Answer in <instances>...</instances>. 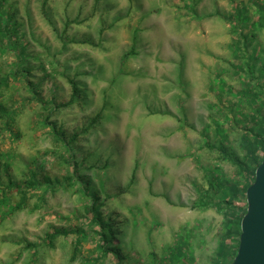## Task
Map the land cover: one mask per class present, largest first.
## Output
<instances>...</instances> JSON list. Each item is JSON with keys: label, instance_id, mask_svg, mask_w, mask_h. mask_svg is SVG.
<instances>
[{"label": "rangeland", "instance_id": "obj_1", "mask_svg": "<svg viewBox=\"0 0 264 264\" xmlns=\"http://www.w3.org/2000/svg\"><path fill=\"white\" fill-rule=\"evenodd\" d=\"M238 1L250 17L245 33L257 31L251 41L259 50L254 57L232 52L239 34L229 21L204 17L232 13L230 0H51L47 16L41 0H16L28 49L42 57L49 50L81 72L78 79L87 91L84 110L76 106L58 114L70 129L90 121L107 91L97 137L92 144L91 136L82 140L81 149L88 162L103 167L100 172L107 173L110 191H120L103 211L117 230L126 264H223L235 249L238 210L225 214L193 203L212 194L211 187L219 201L243 193L246 182L232 157L255 165L246 156L243 135L259 124L263 111L257 105L259 100L264 103V89L249 100L246 87L255 81L246 78L254 65L252 74H260L264 83V70L258 69L264 63V28H249L251 19L262 24L258 10L264 0ZM193 2L200 19L192 13ZM76 17L79 23L66 26ZM64 28L79 43L64 47L58 36ZM126 53L131 54L123 64ZM10 59V49L0 52V63ZM67 87L59 92L63 99ZM32 108L18 118L21 137L0 142L1 151L19 155L14 154L10 167L17 177L49 143L46 133L33 126ZM47 169L60 171L58 166ZM77 205L74 195L58 189L48 194L46 212L22 211L5 220L0 224V264L13 263L18 239L41 242L52 226L67 224L62 216L72 214ZM70 248L69 240L60 237L40 253L37 264L94 261L92 247L84 252L90 260L76 261L70 259ZM28 258L24 250L14 264H26Z\"/></svg>", "mask_w": 264, "mask_h": 264}, {"label": "trees", "instance_id": "obj_2", "mask_svg": "<svg viewBox=\"0 0 264 264\" xmlns=\"http://www.w3.org/2000/svg\"><path fill=\"white\" fill-rule=\"evenodd\" d=\"M50 1L41 0L40 9L45 14ZM230 2L233 6L232 13L221 14L217 11L204 17L215 15L229 21L239 34V39L236 36L231 45L232 52L234 54L242 52L243 57H254L259 50L257 47L253 49L251 41L257 36V31L252 30L248 34L245 33L248 29L247 21L250 19L246 15V5L242 4L243 8L238 0H230ZM190 7L194 16L200 19L196 13V2H193ZM260 9L258 12L261 13L262 24H259L257 19H251L253 21L249 24V28L255 30L256 27L264 28V7ZM17 13L16 0H0V52L3 53L10 49L11 53H14V59L0 63V142L4 141L7 136L12 141L21 137L22 134L16 126L18 118L22 112L33 105L31 111L35 119L32 122L33 126L46 133L49 143L40 150L41 156L32 157L25 164L20 177L13 176L10 172L14 154L19 156L18 153L0 150V224L22 211L46 212L44 209L48 204V194L58 189L74 195L79 205L74 208L72 214L62 216L67 224L52 226L41 237V242L25 239L19 241L18 239L16 241L19 244L18 256L15 257L12 264L24 250L29 252L26 264H37L40 253L48 248H53L60 237L70 242L71 261L90 260L84 252L86 249L89 251V248L92 247L96 253L92 264H105L104 260L109 261L106 264H126V255L120 245L117 230L110 217L103 211L107 202L118 196L120 191H110L107 173L100 172L103 167L95 162H88L87 154L83 153L81 149L83 148L82 140L91 136L92 144L97 137L95 128L99 121L104 119L107 91L103 92L101 107L90 121L70 129L66 120L59 118L58 114L63 109L71 110L76 106L80 110H84L87 91L82 83L83 80L78 79L81 72L78 71V67L68 66V62H60L49 50L46 57L29 50L30 42L25 39V33L22 31L24 24L19 22ZM71 22L79 23V20L77 17L68 20L66 26H69ZM52 27L54 28V25ZM58 36L64 47L69 42H78L75 35H69L68 28L58 32ZM134 36L135 41L137 35ZM258 47L262 50L261 46L258 45ZM129 54L131 53L124 55L123 64L128 60ZM255 61L257 60L255 59ZM247 65L251 69L250 63ZM254 68L253 65V72L251 71L246 78L251 83L255 81L254 85L252 83L246 87L249 100L256 96L260 97L259 92L264 89V83L260 82V74L257 75L259 77L252 74ZM258 69L262 72L264 63ZM46 80L51 81L50 85L43 87ZM64 85L68 86L66 99H63V95L59 93ZM242 92L244 93V90H239V93ZM259 102L257 107L263 111L259 124L254 128L250 126L251 133L243 135V139L247 143L245 145L246 156L255 160L254 167H249L245 159L235 157L230 159L237 164L238 172L246 182L243 193L219 201L214 199L215 187H211L212 194H205V198L201 197L193 203L194 207H214L218 211H224L225 214H227L225 211L227 209H237L239 234L240 221L247 207L246 189L253 182L255 169L264 156V103L260 100ZM210 119L214 120L215 117L211 115ZM180 122L183 123V121ZM258 129L261 130L260 133ZM206 146L211 147L209 143H206ZM259 149H262L261 155L258 153ZM48 166H58L59 173L48 170ZM238 242L239 235L232 255L223 264L232 263L237 252Z\"/></svg>", "mask_w": 264, "mask_h": 264}, {"label": "water", "instance_id": "obj_3", "mask_svg": "<svg viewBox=\"0 0 264 264\" xmlns=\"http://www.w3.org/2000/svg\"><path fill=\"white\" fill-rule=\"evenodd\" d=\"M246 202L238 248L231 264H264V156L246 189Z\"/></svg>", "mask_w": 264, "mask_h": 264}]
</instances>
